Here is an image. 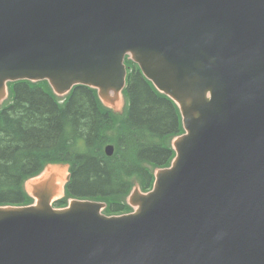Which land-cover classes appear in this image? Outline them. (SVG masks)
Returning a JSON list of instances; mask_svg holds the SVG:
<instances>
[{
  "label": "water",
  "instance_id": "water-1",
  "mask_svg": "<svg viewBox=\"0 0 264 264\" xmlns=\"http://www.w3.org/2000/svg\"><path fill=\"white\" fill-rule=\"evenodd\" d=\"M126 56L179 108L171 165L106 215L53 207L70 174L48 163L0 205V264H264V0H0V104L47 80L119 111Z\"/></svg>",
  "mask_w": 264,
  "mask_h": 264
},
{
  "label": "trees",
  "instance_id": "trees-1",
  "mask_svg": "<svg viewBox=\"0 0 264 264\" xmlns=\"http://www.w3.org/2000/svg\"><path fill=\"white\" fill-rule=\"evenodd\" d=\"M127 65L122 116L84 85L59 101L46 81L9 83L11 98L0 107V204L30 202L23 181L47 162L71 163L67 195L103 199L108 213L129 209L125 197L134 178L142 189L151 186L153 167L168 165L174 155L169 140L182 131L180 114L136 64ZM109 142L115 145L111 156L103 150Z\"/></svg>",
  "mask_w": 264,
  "mask_h": 264
},
{
  "label": "rangeland",
  "instance_id": "rangeland-1",
  "mask_svg": "<svg viewBox=\"0 0 264 264\" xmlns=\"http://www.w3.org/2000/svg\"><path fill=\"white\" fill-rule=\"evenodd\" d=\"M151 167V166H150Z\"/></svg>",
  "mask_w": 264,
  "mask_h": 264
}]
</instances>
